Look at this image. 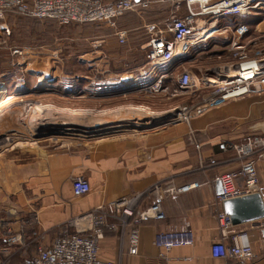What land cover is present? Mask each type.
<instances>
[{
	"label": "crops",
	"instance_id": "crops-1",
	"mask_svg": "<svg viewBox=\"0 0 264 264\" xmlns=\"http://www.w3.org/2000/svg\"><path fill=\"white\" fill-rule=\"evenodd\" d=\"M148 1L146 16L153 21L162 16L167 17L164 21L169 19L172 1ZM143 11L126 13L118 20V28L127 32L124 44H119L112 30L105 26L75 27L89 31L91 43L110 44L103 35L110 32L113 47L136 48L143 53L147 42L141 39L146 36L144 27L149 22L142 16ZM184 14L185 10L178 16ZM227 19H221L219 24H228ZM8 26L12 30L9 23ZM142 29V33L137 32ZM210 44H219L217 52H221L227 47L228 40L213 37L165 65H171ZM259 45H264L262 39ZM225 61L223 58L217 64L211 62L204 70ZM163 81V77L153 79L149 86ZM131 91H138L134 95L143 92L145 99L158 97L155 93H145V90ZM93 97L103 99L104 96ZM246 136L264 138V96L251 95L232 100L187 121H169L104 137L61 142L51 147H40L34 152L0 155V259L6 255L11 263H17L31 258L39 244H51L61 225L88 214L100 205L122 197H140L138 208L144 209L156 201L154 194L150 193H164L160 201L164 219L149 220L140 226L137 255L127 253V231L119 229L105 233L100 242L101 260L116 264H264L261 221L233 227L234 233L248 235L255 255L251 261L215 259L210 254L212 245L221 240L215 218L223 208L215 202V196L221 191L217 178L240 168L227 145ZM196 144L199 149L195 148ZM256 170V193L264 198V153L257 161ZM76 177L88 181L90 192L87 195L73 196L71 181ZM184 186L189 187L185 192L167 193L169 189ZM156 188L158 192L154 191ZM161 231H189L194 244L173 249L166 259H162L154 246L155 236ZM187 258L189 261L184 260Z\"/></svg>",
	"mask_w": 264,
	"mask_h": 264
},
{
	"label": "built area",
	"instance_id": "built-area-1",
	"mask_svg": "<svg viewBox=\"0 0 264 264\" xmlns=\"http://www.w3.org/2000/svg\"><path fill=\"white\" fill-rule=\"evenodd\" d=\"M254 1L256 0H172L168 20L145 25V33L149 37L144 48L145 55L153 69L187 53L193 46L206 43L211 39L209 36L228 40L227 47L221 51L228 54L227 60L221 65L199 77L190 70L177 75V90L189 94L201 93V96L195 103L183 107L180 117H176L175 121H187L192 116L202 115L232 100L251 95L264 96V45H259L261 38L247 37L248 28L244 24L236 28L219 24L221 19L247 15ZM148 5V0H0V37L10 34L8 17L19 16L54 20L63 26H105L112 30L119 44H124L127 32L118 28V20L126 13L139 12ZM180 5L186 7L183 16H178ZM261 37L264 38V35ZM159 85L160 82L155 86L158 87L157 92L155 87L148 92L158 93ZM195 148L199 149V145L196 144ZM227 149L234 153L240 168L223 173L217 178L221 191L215 196V202L219 206H223L228 200L256 193V164L264 153V138L246 136L239 142L228 144ZM71 189L74 197H82L90 192V185L86 179L76 177L71 181ZM188 189V186L172 188L167 193L174 195ZM154 191L158 192L159 189ZM151 194H154L156 201L144 209L138 208L140 197H122L100 205L88 214L61 225L51 244H39L31 258L11 263L5 255L1 257L0 264H116L101 260L99 251L105 233L117 232L119 229L127 231V253L137 255L140 226L149 220L164 219L160 206L164 193ZM215 218L221 240L212 245L211 256L238 262L251 261L255 255L248 235L234 233L231 218L223 208ZM260 221V226L264 228V219ZM193 244L194 238L189 231H161L154 239V246L162 259H166L173 249L191 247ZM184 260L189 261L188 258Z\"/></svg>",
	"mask_w": 264,
	"mask_h": 264
},
{
	"label": "rangeland",
	"instance_id": "rangeland-1",
	"mask_svg": "<svg viewBox=\"0 0 264 264\" xmlns=\"http://www.w3.org/2000/svg\"><path fill=\"white\" fill-rule=\"evenodd\" d=\"M183 8L186 12L180 5L178 13ZM15 18L10 34L0 37V155L173 122L201 96L177 90V75L190 70L199 77L211 62L227 56L217 52L219 44H210L153 69L145 50L113 47L110 32L103 33L110 44H94L89 31L75 26ZM227 23L246 25L247 37L258 35L264 43V0L254 1L247 15L228 18ZM161 77L165 82L156 98L131 91L148 93L156 86H149L152 80ZM19 96H44L38 99L48 107L8 109L7 98ZM88 96H104V102L84 103Z\"/></svg>",
	"mask_w": 264,
	"mask_h": 264
},
{
	"label": "water",
	"instance_id": "water-1",
	"mask_svg": "<svg viewBox=\"0 0 264 264\" xmlns=\"http://www.w3.org/2000/svg\"><path fill=\"white\" fill-rule=\"evenodd\" d=\"M223 211L233 226L258 222L264 219V198L260 193H253L231 199L223 203Z\"/></svg>",
	"mask_w": 264,
	"mask_h": 264
},
{
	"label": "bare ground",
	"instance_id": "bare-ground-1",
	"mask_svg": "<svg viewBox=\"0 0 264 264\" xmlns=\"http://www.w3.org/2000/svg\"><path fill=\"white\" fill-rule=\"evenodd\" d=\"M208 32V31H207ZM207 32H205V34L207 33ZM213 37V35L212 36H209V38H212ZM191 44H194V43H191ZM45 75V74H44ZM44 80V79H43ZM154 88V87H153ZM156 88V90H155V92H157V88L158 87H155ZM1 90V89H0ZM25 91V90H24ZM159 92V91H158ZM108 93V92H107ZM42 97H44V96H19L18 98H13V97H9V98H7V104H8V106H9V108L8 109H20V108H29L30 109V107L32 108H34L35 106H40V108L42 107V108H46V107H48V106H42L43 104H42V102H41V100L40 99H38V98H42ZM89 98L87 99V101H84V103H88V104H98V103H103L104 102V100H102V99H98V98H96V97H93V96H88ZM90 97H92V99H90ZM107 97V96H106ZM79 99V98H78ZM77 102H83V101H77ZM30 106V107H29ZM38 106V107H39ZM95 106V105H94ZM36 108V107H35ZM87 108V107H86ZM93 108V107H92ZM21 110V109H20ZM28 110V109H27ZM7 111V110H6ZM7 113H8V111H7ZM15 114V113H14Z\"/></svg>",
	"mask_w": 264,
	"mask_h": 264
},
{
	"label": "trees",
	"instance_id": "trees-1",
	"mask_svg": "<svg viewBox=\"0 0 264 264\" xmlns=\"http://www.w3.org/2000/svg\"><path fill=\"white\" fill-rule=\"evenodd\" d=\"M116 1H119V0H112L111 2H116ZM147 9V8H146ZM144 10V11H143ZM142 11V16H144L145 18H147L148 20H149V22L147 23V24H152V23H160V22H162V21H164L165 19H167V17L165 18L164 16H162V17H160V18H157V20H155V21H153L150 17H148V16H146V10L145 9H143ZM22 18H24V19H28V20H34V22H39V19H36V18H29V17H22ZM165 18V19H164ZM16 18H15V16H9L8 17V20H7V22L11 25V27H13V20H15ZM163 19V20H162ZM44 20H46L47 22H51V23H55V24H57V25H59L56 21H54V20H49V19H44ZM159 20H162V21H159ZM13 22V23H12ZM239 25H241L240 23H235V24H233V25H231L233 28H236V27H238ZM61 26H63V25H61ZM66 27H69V26H79L78 24H71V25H65ZM85 26H90V25H85ZM98 26V25H97ZM138 33H142L143 32V29L142 30H138L137 31ZM148 40H149V37H148V35H146V36H144L142 39H141V41L142 42H144V43H146V42H148ZM145 60V59H144ZM146 61H147V59H146Z\"/></svg>",
	"mask_w": 264,
	"mask_h": 264
}]
</instances>
